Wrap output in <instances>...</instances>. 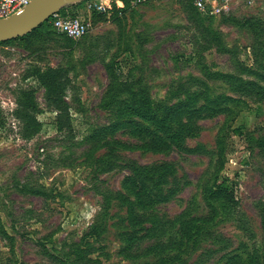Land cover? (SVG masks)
I'll list each match as a JSON object with an SVG mask.
<instances>
[{
    "label": "rangeland",
    "instance_id": "obj_1",
    "mask_svg": "<svg viewBox=\"0 0 264 264\" xmlns=\"http://www.w3.org/2000/svg\"><path fill=\"white\" fill-rule=\"evenodd\" d=\"M86 5L67 9L91 18L79 40L55 32L51 17L29 39L0 44V264H71L74 248L93 264H261L264 0H228L219 13H210L211 4L198 10L192 0H124L116 13ZM48 66H62L70 78L71 138L56 132L44 89L27 77ZM213 71L251 84L234 91ZM120 83L143 88L154 112L186 92L198 95L194 108L206 109L190 117L184 143L153 150L135 132L132 120L147 125L139 117L108 128L127 108L125 95L114 93ZM28 86L38 88L41 110L31 139L13 115L19 89ZM217 96L227 98L222 111L209 110L207 97ZM127 162L163 163L174 173L162 195L130 209ZM216 168L233 183L237 205L212 217L202 190Z\"/></svg>",
    "mask_w": 264,
    "mask_h": 264
},
{
    "label": "trees",
    "instance_id": "obj_2",
    "mask_svg": "<svg viewBox=\"0 0 264 264\" xmlns=\"http://www.w3.org/2000/svg\"><path fill=\"white\" fill-rule=\"evenodd\" d=\"M123 3L124 0H114L113 10L111 12L115 11L116 13V8H121ZM59 11L64 14H69L65 7L60 8ZM49 19H51V17L47 20ZM47 20L27 34L12 40L0 42V44L13 40L29 39L36 32H40L41 27L47 22ZM50 25L52 26L51 23ZM65 37L68 40H71L67 36ZM213 73L217 78L222 79L230 87H232L234 91L246 89V86L251 84L249 80L240 79L229 73L216 71H213ZM32 76L36 78L39 86L44 89L45 106L54 112V126L56 132L67 138H71L73 136L72 115L65 95L67 86L70 83V78L68 77L66 69L62 66H48L44 69L36 67L27 74V77ZM131 87V85L124 83L116 84V87H114L115 95H125L123 101L128 100V102L125 110H118L117 116L119 120L116 121L115 124H111L108 128H116L119 121H121L120 123H123V121H125L129 116L139 117L144 123H147V125L144 126L143 123L132 120L135 132L142 134L143 138L150 139L146 146L153 150L163 149L161 147H163V145L168 141L172 144L184 143L188 135L191 134L190 128L187 127L189 125L190 117L192 118L196 113L206 109L202 105L199 106V108H194L198 95L195 92H186L185 100L167 107L163 110V112H154L151 109L150 98L147 92L143 88L132 90ZM36 89L38 88L28 86L26 88L19 89L18 94L16 95L17 106L13 115L21 122V136L25 139L33 138L41 129V122L38 119V114L41 110L35 96ZM207 99L210 104L213 105V107L208 108L209 110L222 111L220 106L224 102L223 100H226L227 98L217 96L214 99L210 97H207ZM184 117H187V119L184 120ZM258 145L264 148V137L259 140ZM188 151L194 152L195 150L189 149ZM220 151L218 139L216 141L217 164L222 156ZM126 167L130 173L125 176L123 186L128 192V195L133 197L132 200H130L127 196H125V201L130 209L135 206H145L149 198L153 199V196L159 195L160 192L162 195L164 191L163 185L167 182L168 176L174 173L173 166L163 163L158 165L143 166L134 162H127ZM218 171V168H216L212 172L211 180L204 185L202 190V198L212 217L218 214L220 209L226 210L228 213H233L237 205L233 183L225 177H220L217 174ZM119 194L121 193L119 192ZM261 210L263 230V254L261 264H264V206ZM183 230H185V228L181 226V231L183 232ZM186 233L187 230H185L183 235ZM134 238L135 237L128 238V240ZM132 241H130L128 245H131ZM73 252L74 258L71 264H93L94 260L88 256L89 253H86V255L78 248H74ZM176 259H178V255L176 256ZM182 264H185V262Z\"/></svg>",
    "mask_w": 264,
    "mask_h": 264
},
{
    "label": "built area",
    "instance_id": "obj_3",
    "mask_svg": "<svg viewBox=\"0 0 264 264\" xmlns=\"http://www.w3.org/2000/svg\"><path fill=\"white\" fill-rule=\"evenodd\" d=\"M30 1L31 0H0V19L7 18L12 14L20 12ZM113 1L114 0H91L87 4L86 10L94 7V9L99 12H111L113 10ZM154 1L157 0H128V3L131 4V6H134ZM227 1L228 0H223L220 5L212 4L211 0H192V3L201 11H206L207 6L211 4L210 13H219L225 8V3ZM59 10L55 11L50 16L52 17L51 24L55 32L63 34L71 40H79L83 38L89 30L91 18L81 16L71 17L69 14H64Z\"/></svg>",
    "mask_w": 264,
    "mask_h": 264
},
{
    "label": "water",
    "instance_id": "obj_4",
    "mask_svg": "<svg viewBox=\"0 0 264 264\" xmlns=\"http://www.w3.org/2000/svg\"><path fill=\"white\" fill-rule=\"evenodd\" d=\"M82 0H31L20 12L0 19V42L27 34L55 11Z\"/></svg>",
    "mask_w": 264,
    "mask_h": 264
},
{
    "label": "crops",
    "instance_id": "obj_5",
    "mask_svg": "<svg viewBox=\"0 0 264 264\" xmlns=\"http://www.w3.org/2000/svg\"><path fill=\"white\" fill-rule=\"evenodd\" d=\"M82 1H86V3L88 4L91 0H82ZM79 2H81V1H79ZM79 2H75V3H72V4H67V5H65V9H66V11H68L67 9H68V7H74L73 5H76V3H79ZM69 8V9H70ZM85 8V10L87 9V5L84 7Z\"/></svg>",
    "mask_w": 264,
    "mask_h": 264
}]
</instances>
